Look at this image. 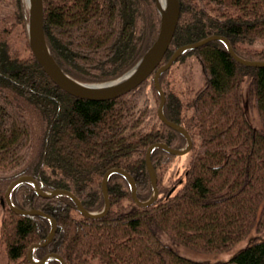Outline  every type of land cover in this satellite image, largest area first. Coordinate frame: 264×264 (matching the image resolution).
<instances>
[{
  "label": "trees",
  "instance_id": "obj_1",
  "mask_svg": "<svg viewBox=\"0 0 264 264\" xmlns=\"http://www.w3.org/2000/svg\"><path fill=\"white\" fill-rule=\"evenodd\" d=\"M179 1V19L160 63L179 45L210 34L226 36L241 57L264 60V0ZM43 7L54 59L86 82L123 74L159 30L155 0H43ZM26 24L24 0H0V251L15 264H31L26 249L45 238L50 223L38 214H18L2 201L11 180L30 174L44 190L66 188L86 209L98 211L108 168L127 170L145 200L151 194L147 146L162 141L181 147L186 141L158 117L152 73L111 99L71 95L33 55ZM16 30L21 46L13 44ZM189 56L199 61L203 83L180 88L173 68ZM243 80L264 125V66L239 63L220 40L186 50L160 74L164 114L182 124L193 143L176 177L168 175L174 154L152 151L159 188L152 204L137 205L119 173L107 181L110 207L98 218L81 214L68 196L46 198L30 183L18 184L11 194L16 206L39 208L57 221L54 237L34 256L54 251L66 264H88L93 257L102 264H264V236L226 260L200 261L181 255L157 233L207 251L264 233V130L244 114ZM44 264L60 262L50 258Z\"/></svg>",
  "mask_w": 264,
  "mask_h": 264
},
{
  "label": "water",
  "instance_id": "obj_2",
  "mask_svg": "<svg viewBox=\"0 0 264 264\" xmlns=\"http://www.w3.org/2000/svg\"><path fill=\"white\" fill-rule=\"evenodd\" d=\"M27 5V35L28 43L31 48L33 55L37 61L51 78V80L57 84L60 88L65 90L71 95L87 98V99H111L122 94L129 92L135 86L140 84L146 77L152 73V80L156 90L159 93V102L157 104L156 112L158 117L170 127L180 132L186 139L185 144L181 147H173L162 141H154L147 146L145 151V162L151 183V194L145 199L141 200L137 196L136 182L133 176L122 167H111L108 168L101 180V189L104 197V205L101 210L90 211L86 209L80 199L70 190L66 188H54L44 190L37 179L30 174H22L13 179L7 186L3 200L8 207L18 214H38L46 217L50 223V229L48 234L42 241L32 242L26 249V258L31 264H44L48 259L55 258L59 260L60 264H66L64 258L57 252L50 251L43 255L41 258L34 256V251L40 246L46 245L50 242L56 231L57 222L54 216L50 213L37 208L24 209L16 206L12 201L13 189L22 182L30 183L34 191L42 197H54L58 195L68 196L76 205L78 211L86 217L98 218L104 216L110 207V198L108 193L107 181L112 173H119L123 175L129 186L131 198L137 205L145 206L152 204L159 194V188L157 184V175L155 168L151 161V153L155 148H161L171 154L180 155L187 153L192 147V137L187 129L180 123L168 119L163 111V105L165 102V92L162 89L159 76L160 74L169 68V66L188 49L195 48L202 45L210 40H220L224 43L230 55L239 63L248 66H264V60L248 59L238 55L230 40L222 34H210L202 39L184 43L174 49L169 58L164 62L160 63L164 56L169 43L173 37L179 15H180V1L179 0H164L162 4L160 0H155L156 9L160 16L159 30L156 38L151 45L144 51L141 57L136 63L125 71L120 76L104 81V82H86L68 74L64 71L54 59L46 42L43 20H44V7L43 0H25Z\"/></svg>",
  "mask_w": 264,
  "mask_h": 264
},
{
  "label": "rangeland",
  "instance_id": "obj_3",
  "mask_svg": "<svg viewBox=\"0 0 264 264\" xmlns=\"http://www.w3.org/2000/svg\"><path fill=\"white\" fill-rule=\"evenodd\" d=\"M25 11L27 13V5L24 0ZM19 29V28H18ZM26 38L28 40L27 35V27H26ZM14 46H21L23 44V37L18 34V31L14 32L13 37ZM174 75L177 77V82L180 83V88H183L187 83L191 84L194 88L200 86L203 83V74L202 69L200 67L199 61L194 56H189L188 60L181 63H178L175 68H173ZM241 93V104L247 119L254 125L255 127L264 130V125L258 115L257 108L254 103V99L249 98L248 94V85L245 80L241 82L240 86ZM189 160V155L187 153L174 155V158L169 164L168 175L170 173L173 174L174 177L180 175L186 166ZM180 184V181L177 183ZM108 187V185H107ZM35 208V207H33ZM39 209V208H37ZM41 210V209H40ZM44 211V210H43ZM46 212V211H45ZM49 213V212H48ZM57 222V221H56ZM158 236L162 240V242L166 243L173 249H175L178 253L183 256L189 257L194 260L200 261H221L226 260L233 254H235L238 250L248 245L253 240H259L264 236V233H258L256 237H246L243 238L229 248L220 251H207V250H199L188 246L184 243L174 240L164 231H158ZM0 264H15L14 262H10L3 251H0ZM88 264H102L97 257L91 258Z\"/></svg>",
  "mask_w": 264,
  "mask_h": 264
},
{
  "label": "bare ground",
  "instance_id": "obj_4",
  "mask_svg": "<svg viewBox=\"0 0 264 264\" xmlns=\"http://www.w3.org/2000/svg\"><path fill=\"white\" fill-rule=\"evenodd\" d=\"M160 2L163 4L164 3V0H160ZM104 174V173H103ZM113 174V173H112ZM103 176V175H102ZM110 177V176H109ZM15 179V178H14ZM102 180V179H101ZM12 181V180H11ZM9 185V184H8ZM3 197H4V195H3ZM2 201H4L3 199H2ZM52 215V214H51ZM53 216V215H52ZM49 229H50V226H49ZM56 229H57V226H56ZM48 232H49V230H48ZM48 232H47V234H48ZM55 233H56V231H55ZM55 233H54V235H55ZM46 234V235H47ZM54 237V236H53ZM43 240V239H42ZM41 240V241H42Z\"/></svg>",
  "mask_w": 264,
  "mask_h": 264
}]
</instances>
